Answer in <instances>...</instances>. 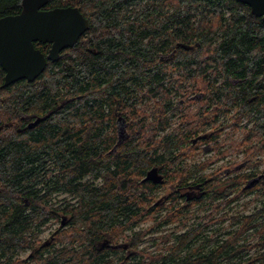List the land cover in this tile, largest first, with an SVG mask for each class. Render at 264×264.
<instances>
[{"label":"trees","instance_id":"1","mask_svg":"<svg viewBox=\"0 0 264 264\" xmlns=\"http://www.w3.org/2000/svg\"><path fill=\"white\" fill-rule=\"evenodd\" d=\"M20 2L0 0V17L18 14ZM68 6L78 8L89 23L73 47L48 61L32 82L1 88L0 68V264H112L92 243L113 233L118 237L128 225L130 206L117 193L138 192L145 171L158 162L150 151L189 145L200 133L190 116L177 111L178 99L187 105L198 95L209 103L198 116L203 122L214 121L221 109L233 111L236 127L241 121L250 126L232 150L245 145L251 159L264 149V23L247 5L235 0H49L44 9ZM34 46L44 54L49 49V44ZM116 113L126 121L128 137L113 157ZM175 113L182 123L171 128ZM35 119L40 120L29 128ZM166 129L163 137L156 135ZM214 136L196 144L216 145ZM110 161L114 184L107 180L94 188L81 181L109 176ZM253 190L261 205L246 216L240 233L254 227L259 240L244 248L245 253L256 248L259 255L245 264L264 263V178ZM67 192L80 196L81 218L90 220L85 231L73 234L85 241L80 250L64 246L62 234L48 245L36 242L50 211L63 208L55 207L53 198ZM237 235L209 255L191 251L194 239L209 242L202 232H186L175 237L176 247L161 264H217L225 252L228 264H241L232 250ZM28 250L31 254L22 258Z\"/></svg>","mask_w":264,"mask_h":264},{"label":"flooded vegetation","instance_id":"2","mask_svg":"<svg viewBox=\"0 0 264 264\" xmlns=\"http://www.w3.org/2000/svg\"><path fill=\"white\" fill-rule=\"evenodd\" d=\"M200 99V96L194 95L192 102L198 103ZM174 104L184 105L181 99H178ZM175 116L173 115L171 120ZM23 119L28 121V117ZM118 119H121L125 132V138L119 144H117L118 128L122 124ZM192 126L193 129L197 127V122L192 121ZM114 128L115 144L109 152L113 157L116 155L117 148L128 137L127 123L120 113L115 114ZM107 131L109 130L107 129L105 132ZM168 132V129L159 131L160 138ZM109 134L114 135L111 130ZM211 135L217 137V133H213V131L198 133L189 145H179L177 148L170 147L168 149L159 147L155 152L150 151L149 154L158 158V162L145 171L139 182L138 192L134 194L117 193L118 196L126 198L130 206L128 225L122 229L121 235L118 237L115 236V233L112 236L100 235V239L93 241V247L98 250L104 249V254H107L106 259L111 260L112 264H161L162 260L176 247V236L186 232H193V234L202 232L203 237L209 242L202 245L200 240L194 239L195 241L191 242V249H193L191 251L198 248L200 254L209 253L210 255L217 251L221 245H226L229 237L228 229L237 225L235 232L232 231L233 235L238 234L233 243V254L236 251L233 256H237L236 262L245 264V250L243 244H240L243 234L240 232L244 227L246 216L250 217L257 209L247 215L244 213L245 211L235 213L234 210L247 197L257 198L255 190L252 191V189L259 181L254 185L249 186L248 184L258 176H261V179L264 178V173H256L255 170L249 169V160L244 159L237 164L231 160H226V163L221 161V165L215 161L198 160V155L210 158H213L214 155L216 157L221 155L222 151L218 144L213 146L196 144L201 137L209 138ZM109 169V176H96L95 178L84 176L81 181L85 180L94 188L105 186L107 180L114 184L115 177L112 178L113 175H111L114 174L112 172H115L113 161L109 162ZM151 169H155L156 175L159 177L157 182L145 179ZM253 174L255 175L252 176ZM113 189L115 190V187ZM162 189H166V192H161ZM244 189L249 191L244 193ZM59 196H63V198L57 199ZM79 200L80 196L72 192L56 195L52 200L54 206H63V208L50 211L45 224L40 227L36 242L48 245L59 234H62V238L65 239L64 246L71 245L79 250L84 248L85 241L73 236L75 231H85L90 223L89 219L81 218ZM255 201L258 202V198ZM141 222L150 224L148 228L140 229L138 225ZM50 223H57L58 226L50 232L44 241H40V234L44 227ZM250 230H254V227ZM212 233L213 235H211ZM224 233L228 235L225 239L222 238ZM160 234L167 235V240L162 246H160ZM53 246L61 247V244L54 243ZM253 250V254H256L252 259L259 255L256 248ZM30 254L31 252L28 250L21 253V257L25 258ZM182 256L184 255L182 254ZM221 256L216 263L228 264L227 253L225 252ZM193 259L197 261L198 257H193Z\"/></svg>","mask_w":264,"mask_h":264},{"label":"water","instance_id":"3","mask_svg":"<svg viewBox=\"0 0 264 264\" xmlns=\"http://www.w3.org/2000/svg\"><path fill=\"white\" fill-rule=\"evenodd\" d=\"M250 9L253 16L264 23V0H235ZM49 0H21L18 14L0 17V68L4 72L1 88L19 80L32 82L45 69L47 62H55L59 54L71 48L89 27L88 20L76 7H56L44 9ZM49 44L46 54L34 43ZM183 49L190 46L180 45ZM35 119L28 126L39 122ZM121 122V119H118ZM125 138L123 124L118 128V143ZM146 180L157 182L159 177L151 169ZM261 176L250 185L256 184ZM264 264V263H262Z\"/></svg>","mask_w":264,"mask_h":264},{"label":"rangeland","instance_id":"4","mask_svg":"<svg viewBox=\"0 0 264 264\" xmlns=\"http://www.w3.org/2000/svg\"><path fill=\"white\" fill-rule=\"evenodd\" d=\"M148 105H149L148 108L146 106L144 108L145 114L147 115L152 109V104H148ZM178 109L179 110L177 111L185 112L186 115L190 116L193 122H197L198 127L196 128L199 129L200 133H207L209 131H213V133H217L216 144L219 145V148L222 151L221 155L219 154V156L217 157L214 155L213 158L198 155L197 157L198 160H203L207 162L215 161V162H219L218 164L221 165L222 163L221 161H223V163H226L227 162L226 160H231V161H234L235 164H237V163H241L242 160L244 159V160H249V165H248L249 169L255 170L256 173L264 172V149L263 151L259 152L254 158H251V159L246 158V155L244 153L245 145H238L236 149L232 150V148H235L236 143L239 144L240 142H242V140L244 139V135L246 133V129L250 126L246 124L245 121H241L238 123L236 127L235 126L236 123L233 120L234 118L233 111L226 113L223 111V109H221L222 111L216 115L217 117L214 119V121L209 120V121L203 122V118H198V116H203V113L207 109H210V105H207L205 102H202V101L198 103L191 102L185 106L182 105L180 108L178 107ZM150 122L151 121H148L146 123L148 124ZM177 123L178 124L182 123L179 115H176L175 117L172 118L171 128L176 127ZM206 123L208 125H205ZM156 135L161 136L159 132H156ZM254 143L256 144V141L253 140V144ZM199 145L201 146V145H206V144L202 143ZM257 149L259 150L260 148H257ZM161 192H166V189H162ZM255 196H257V194H255ZM62 198L63 196L57 197V199H62ZM257 198L259 200V197ZM257 198L253 196L247 197L243 201V203H240L238 205V208H235L234 212L237 213V212L245 211L244 213L247 215L252 210L258 209L261 203H260V200L258 202L255 201L257 200ZM149 224H150L149 222L148 223L141 222L138 225V228L140 229L148 228ZM57 226H58L57 223H50L48 224L47 227H44L43 232L40 234V241H44L48 237L50 232L54 230ZM236 229H237V225H234L232 228L228 229V232L230 233V235H233V232H235L234 230ZM254 232H255V229L250 230L247 233L243 234L242 241H240V244H243V246H245L246 244L257 242L259 240V237ZM211 235H213V233ZM166 236L167 235L160 234V246L165 244L167 240ZM226 237H228V235L227 233H224V236L222 238L225 239ZM253 252L254 250L250 248L247 251V253L244 254L245 260L252 258L256 254V253L253 254Z\"/></svg>","mask_w":264,"mask_h":264}]
</instances>
